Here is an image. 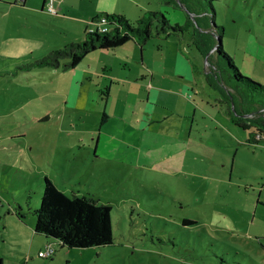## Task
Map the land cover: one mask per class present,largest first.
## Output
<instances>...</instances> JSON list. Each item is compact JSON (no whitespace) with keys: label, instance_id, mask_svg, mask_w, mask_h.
Instances as JSON below:
<instances>
[{"label":"rangeland","instance_id":"obj_1","mask_svg":"<svg viewBox=\"0 0 264 264\" xmlns=\"http://www.w3.org/2000/svg\"><path fill=\"white\" fill-rule=\"evenodd\" d=\"M185 1H204L214 11L223 50L243 75L264 83V0ZM54 4L56 15L27 11L22 31L14 21L3 30L0 22V264H264V137L247 143L249 130L229 121L226 86L204 78L208 64L191 40L192 27L153 36L141 50L129 42L91 51L73 68H65V60L56 68L23 67L81 40L85 28L100 26L92 21L98 13L135 20L159 10L182 22L183 4ZM151 68L174 78H155L170 87L158 90L155 100L146 99ZM181 81L192 89L171 92ZM105 85L110 94L103 101L98 89ZM103 109L108 121L100 128ZM151 118L156 121L149 124ZM98 136L97 150L110 153L105 162L95 152ZM42 175L69 196L110 205L111 243L59 246L36 232ZM29 185L37 192L26 202ZM17 204L23 219L14 214ZM48 244L55 251L39 257Z\"/></svg>","mask_w":264,"mask_h":264},{"label":"trees","instance_id":"obj_2","mask_svg":"<svg viewBox=\"0 0 264 264\" xmlns=\"http://www.w3.org/2000/svg\"><path fill=\"white\" fill-rule=\"evenodd\" d=\"M167 2H172L174 8H180L183 4L185 10H182L184 14L182 22H171L166 14L159 10H148L135 20L128 19L123 13H98L92 17V21H100L105 28L99 26L95 29L85 28L81 40L70 41L62 47L52 49L23 67L56 68L61 60H65L64 67L73 68L91 51L113 49L128 41H134L141 50L146 41L153 36L168 37L183 32L190 26L193 29L191 36L193 44L206 57L208 72L205 78L208 84L218 86L219 82L226 86L224 87L227 92L223 94L229 121L249 130L247 143H258L264 137V83L243 75L232 57L223 50L222 44L219 43L223 27L215 23L214 11L209 12L204 8V1L198 2L199 4L195 6L185 0ZM209 4L211 5L210 1ZM222 63L227 65L225 70L227 79L223 78ZM98 91L100 98L106 101L110 94L109 86L105 85ZM106 119L107 113L103 109L100 124ZM37 204L33 210L34 230L43 233L59 246L84 248L111 243L113 236L110 205L98 203L84 194L78 196L73 193L69 196L46 175L41 177ZM20 208V205H17L13 211L18 218L23 219Z\"/></svg>","mask_w":264,"mask_h":264},{"label":"crops","instance_id":"obj_3","mask_svg":"<svg viewBox=\"0 0 264 264\" xmlns=\"http://www.w3.org/2000/svg\"><path fill=\"white\" fill-rule=\"evenodd\" d=\"M45 1L46 0H41L40 5L36 4L35 6H29L27 0H0V22H1V20H3L2 21L3 30L9 26L11 21H14L15 24L17 25V29L22 31L25 23L28 21V18H26V14H28L27 11L35 10L38 13H41V14L42 13L45 14V12L46 13L49 12V11H46L47 9L45 7ZM56 4H57V0H56ZM50 13L51 12H49L48 14H50ZM52 14H54V13H52ZM56 14H58L57 11H56V13L54 15H56ZM11 17H12V19H10ZM129 42H131L132 44H136L134 41H128L125 44H127ZM125 44H123L122 46H124ZM147 67H149V66L147 64H145V68H147ZM149 73H150V77H149V81H148V88H150V89L147 90V92H146V99L148 100L149 96L151 94L152 99L155 100L156 99V93H157L158 90H162L163 91L165 89H170V87L165 88L164 86H159V84L157 82H155V78H157V77L168 78L171 81H173L174 78L172 76H170L171 74H169L168 72H166L164 70H154L153 68H151ZM146 75H147L146 72H142L139 77H140V79L144 80ZM180 83H181L180 88L179 89H174L173 88L171 90V92L176 93V94H181V93L185 94L186 93L185 91L189 92L192 89V87L189 88V84H187L186 82H182L181 81ZM153 89H154V93L152 95L151 91ZM227 117H228V114H227ZM107 121H108V114H107V119L102 124H100V122H99V127L101 128V126ZM155 121L156 120L151 118L149 120V124H152ZM99 140H100V137L98 136L96 144H95V152L98 154V156H101L103 158L104 162H105V160L109 159L110 153L108 151H106L104 148H102V150H97V147H98V144H99ZM102 170L105 171L104 167L102 168ZM42 176H39V179H38L37 191H38L39 194H40V189H41V177ZM57 186L59 188H61V190L67 194L66 190H64L61 185L57 184ZM69 189L71 190V192H73L72 186H70ZM37 191L34 190V188L30 187V185H29V187L26 190V196H25L26 197V202L29 201V198L32 196V193L33 192H37ZM17 205H19V204H17ZM20 209H21L20 212L22 213V208H20Z\"/></svg>","mask_w":264,"mask_h":264},{"label":"built area","instance_id":"obj_4","mask_svg":"<svg viewBox=\"0 0 264 264\" xmlns=\"http://www.w3.org/2000/svg\"><path fill=\"white\" fill-rule=\"evenodd\" d=\"M45 7L47 9V11L51 12V13H56L57 11V8L54 4V0H46L45 1ZM99 23H101L99 21ZM99 28H105L102 26V23L100 24ZM55 251V247L54 245L52 244H48L45 248L41 249V250H38L37 251V255L38 256H41V257H46V256H50L52 255V253Z\"/></svg>","mask_w":264,"mask_h":264},{"label":"water","instance_id":"obj_5","mask_svg":"<svg viewBox=\"0 0 264 264\" xmlns=\"http://www.w3.org/2000/svg\"><path fill=\"white\" fill-rule=\"evenodd\" d=\"M219 43H221V40L219 41ZM216 45H217V42L215 43L214 48L216 47ZM205 58H206V57H205Z\"/></svg>","mask_w":264,"mask_h":264}]
</instances>
